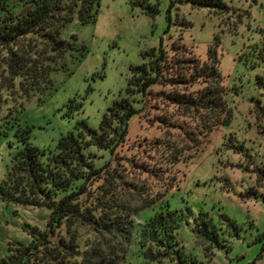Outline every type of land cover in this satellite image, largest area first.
<instances>
[{
    "label": "rangeland",
    "instance_id": "1",
    "mask_svg": "<svg viewBox=\"0 0 264 264\" xmlns=\"http://www.w3.org/2000/svg\"><path fill=\"white\" fill-rule=\"evenodd\" d=\"M224 1L230 7L225 13L179 0H100L96 22L81 24L75 19L64 30L62 37L75 35L80 50L72 61V72L53 73V85L42 104L38 96L25 99L18 83L14 88L9 82L13 79L3 77L8 73L1 67L0 183L18 146L5 118L9 111L20 110L15 115L32 127L35 146L55 149L79 119L100 126L108 107L127 86L132 68L147 61V52L181 39L206 60L217 41L230 123L208 135L198 133V122L191 119L184 122V128L167 127L158 116L167 113L175 123L183 119L175 115L177 108L150 95L140 118L131 120L129 138L118 149L114 166L131 205H143L145 198L169 193L166 202L183 214L179 238L185 251L202 264H264V176L259 171L264 168V119L259 112L264 105V83L258 82V76L264 77V55L259 47L264 39V0ZM74 98L83 108L69 118L65 104ZM22 107H26L23 112ZM241 145L245 150L237 148ZM178 148L183 150L182 160L167 165ZM98 154L110 157L107 152ZM151 213L148 209L143 214ZM200 214L212 218L220 233L219 246L210 245L193 231ZM50 215L46 207L0 200V260L8 254V247L30 242L25 225L44 229ZM120 255L126 257L122 264H159L147 263L133 246Z\"/></svg>",
    "mask_w": 264,
    "mask_h": 264
},
{
    "label": "trees",
    "instance_id": "2",
    "mask_svg": "<svg viewBox=\"0 0 264 264\" xmlns=\"http://www.w3.org/2000/svg\"><path fill=\"white\" fill-rule=\"evenodd\" d=\"M179 1L222 13L230 8L224 0ZM99 8L100 0H0V68L8 73L3 77L13 79L9 82L14 88L18 83L25 99L38 96L42 104L53 85V73L71 71L80 50L78 38H63L64 30L75 19L81 24L96 22ZM180 40L147 52V61L132 68L127 86L108 107L100 126L95 128L86 119H79L72 131L61 136L55 149L35 146L32 127L15 115L20 110L8 112V129H13L18 146L0 183V200L46 207L51 215L44 229L25 225L30 242L8 247L0 264H122L126 257L120 252L129 246L136 247L147 263L202 264L185 251L179 238L183 214L170 208L165 199L169 193L145 198L143 205H131L114 166L118 149L129 138L131 120L140 118L150 95L177 108L175 115L183 119L175 123L167 113L156 115L167 127L184 128V122L191 119L198 122V133L208 135L230 123L232 115L217 54L219 43L216 41L208 59L202 60ZM258 82L264 83V77L258 76ZM65 107V115L71 118L74 111H81L83 103L74 98ZM20 109L23 112L26 107ZM259 112L264 119L263 104ZM238 147L245 150V145ZM99 151L110 157L106 159ZM182 152L178 148L167 165L180 162ZM259 171L264 176V168L259 167ZM148 209L153 213L147 216L143 213ZM193 231L210 245L221 243L217 227L206 214L195 218Z\"/></svg>",
    "mask_w": 264,
    "mask_h": 264
}]
</instances>
